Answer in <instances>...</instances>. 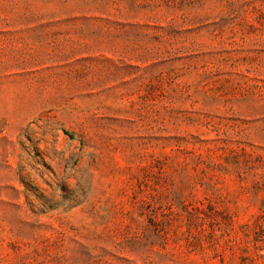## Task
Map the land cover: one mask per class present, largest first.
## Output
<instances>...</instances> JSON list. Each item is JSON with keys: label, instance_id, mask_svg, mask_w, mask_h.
Instances as JSON below:
<instances>
[{"label": "rangeland", "instance_id": "1", "mask_svg": "<svg viewBox=\"0 0 264 264\" xmlns=\"http://www.w3.org/2000/svg\"><path fill=\"white\" fill-rule=\"evenodd\" d=\"M0 264H264V0H0Z\"/></svg>", "mask_w": 264, "mask_h": 264}]
</instances>
